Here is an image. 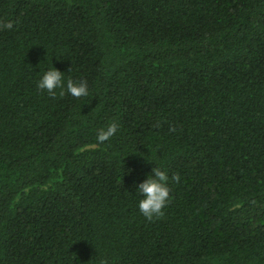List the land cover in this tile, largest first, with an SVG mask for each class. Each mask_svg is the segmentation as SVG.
<instances>
[{
  "label": "trees",
  "instance_id": "trees-1",
  "mask_svg": "<svg viewBox=\"0 0 264 264\" xmlns=\"http://www.w3.org/2000/svg\"><path fill=\"white\" fill-rule=\"evenodd\" d=\"M102 262L264 264V0H0V264Z\"/></svg>",
  "mask_w": 264,
  "mask_h": 264
},
{
  "label": "clouds",
  "instance_id": "clouds-1",
  "mask_svg": "<svg viewBox=\"0 0 264 264\" xmlns=\"http://www.w3.org/2000/svg\"><path fill=\"white\" fill-rule=\"evenodd\" d=\"M3 28L11 29V22L2 25ZM37 89L44 90L49 95H55L56 89L60 90V94H67L80 98L88 95V84L86 80L63 79L62 72L53 66L45 69L37 81ZM119 125L113 121L96 131V142L102 144L108 141L117 131ZM171 179L177 180L178 177L173 175ZM169 176L166 171L160 167H153L151 174L148 175L141 183L136 186V194L138 195L137 208L139 212L147 219L162 215V210L169 200L170 190L168 187ZM103 264V262H102Z\"/></svg>",
  "mask_w": 264,
  "mask_h": 264
}]
</instances>
